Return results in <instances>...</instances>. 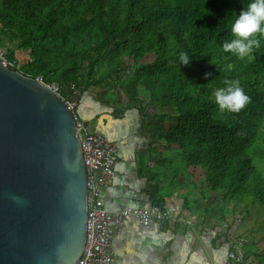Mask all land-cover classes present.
I'll return each instance as SVG.
<instances>
[{"label": "trees", "instance_id": "obj_1", "mask_svg": "<svg viewBox=\"0 0 264 264\" xmlns=\"http://www.w3.org/2000/svg\"><path fill=\"white\" fill-rule=\"evenodd\" d=\"M247 3L0 0V47L14 43L6 52L9 60L17 49L31 50V65L19 69L57 83L64 100L77 102L92 89L104 102L135 109L142 129L152 126L150 119L173 117L164 145H176L186 166L199 171L201 194L206 189L224 205L240 207L241 218L252 208L264 217V88L258 85L264 76V34H257L260 45L251 60L223 49ZM180 51L189 53L187 65L179 64ZM149 54L153 57L143 60ZM234 79L250 100L239 111L221 109L212 93ZM142 91L149 94L147 102ZM117 93L125 97L121 104ZM148 105L173 113H151ZM148 180L150 200L164 206L159 181L151 174Z\"/></svg>", "mask_w": 264, "mask_h": 264}, {"label": "water", "instance_id": "obj_2", "mask_svg": "<svg viewBox=\"0 0 264 264\" xmlns=\"http://www.w3.org/2000/svg\"><path fill=\"white\" fill-rule=\"evenodd\" d=\"M86 217L73 112L36 77L0 61V264H75Z\"/></svg>", "mask_w": 264, "mask_h": 264}, {"label": "crops", "instance_id": "obj_3", "mask_svg": "<svg viewBox=\"0 0 264 264\" xmlns=\"http://www.w3.org/2000/svg\"><path fill=\"white\" fill-rule=\"evenodd\" d=\"M112 114L116 116L117 112ZM96 115L98 113L94 111V118L83 122L112 141L110 133H105L97 126ZM107 116L111 117V112L105 114ZM149 128L142 129L140 124V132L136 131L137 134L128 140L136 141L130 157L121 154L124 158H118L116 148L115 178L102 189V198L110 211L123 207H155L148 193L151 190L148 176L151 174L159 181L158 193L164 200V207L170 203L176 205L179 208V219L175 222H162L153 218L148 225H142L136 217L126 219L112 238L114 264H224L230 240L238 235L235 229L228 230L230 226L226 206L221 202L217 205L215 195L203 196L195 180L189 182L186 179V172H171L175 162L165 158L166 152L161 149L162 146L166 148L164 142L162 144L154 139ZM173 150L176 153L173 159L180 158L184 170L188 171L190 168L186 166V156L178 152L177 146ZM238 217L241 219L239 214L234 215L237 221ZM238 224L236 222L234 227L238 228ZM261 250L247 254L246 263L259 264L264 254Z\"/></svg>", "mask_w": 264, "mask_h": 264}, {"label": "built area", "instance_id": "obj_4", "mask_svg": "<svg viewBox=\"0 0 264 264\" xmlns=\"http://www.w3.org/2000/svg\"><path fill=\"white\" fill-rule=\"evenodd\" d=\"M27 51V59L31 62L33 52ZM0 61L4 66L20 72L19 68L25 66L18 56L14 60H9L6 57L5 49L2 47H0ZM36 79L60 96L57 83H44L40 76H37ZM64 101L69 110L74 113L76 102ZM75 118L86 168L87 185L85 242L75 264H114L111 250L112 238L120 230L126 219L136 217L142 225H148L153 218L162 222H175L179 219V208L170 203L165 207L154 205L155 207H123L115 211L108 210L102 198V189L109 186L115 178L116 147L102 133L93 130L88 132L85 124L78 120L76 115ZM229 245L224 264H247L246 259L248 257L245 256L246 239L232 237Z\"/></svg>", "mask_w": 264, "mask_h": 264}, {"label": "rangeland", "instance_id": "obj_5", "mask_svg": "<svg viewBox=\"0 0 264 264\" xmlns=\"http://www.w3.org/2000/svg\"><path fill=\"white\" fill-rule=\"evenodd\" d=\"M13 46L14 43L6 42L2 48H4L5 52H7V50L12 48ZM27 54V50L17 49L15 51L14 57L18 56L20 61L24 65H31L29 64L30 61L27 59ZM151 57H153L152 54L146 55L143 57V60ZM258 85L264 88V76L261 77ZM116 96L119 99L118 103L121 104L125 101V97L121 93H117ZM142 96L144 98V101L147 102V100L149 99V94H147L145 91H142ZM98 97L99 95L94 90H84L78 99V104L75 107V112H77V115L81 118L80 120L85 122L91 121L94 118V111L97 112L98 115H96L95 117V121L98 122L97 126L101 127L105 133H110L112 141L114 142L115 147L118 149V158H124L123 156H121V154L130 157V153L133 152L134 142L136 141L132 140L128 142V140L131 139V137L133 138V135L137 134L136 131L140 132V118L138 116V113L135 109L122 110L121 106H114L109 101H105V103ZM148 110L151 113H173L172 109L170 108H154L152 105H148ZM108 112H111V117H105V114H107ZM113 112H117V115L113 116ZM120 112H123V114L120 115ZM102 116L104 118H101ZM150 120L152 121V127L149 128V132H152L151 135L154 139H156L157 141H161V143L163 144L164 138L168 135V128L171 124L175 122V119L173 117H168L166 121H159L156 119ZM174 147L176 146H172V149H166L163 148V146L161 148L164 152H166L165 158L170 161L174 160L175 162L173 168L171 169V172H186V179H189V182H194L195 180L197 187L203 188V184L198 178V170L189 169L188 171H186L184 170L185 168L183 165V161L180 158L178 159V157H176L175 159H173L174 155H176V153H174L175 151L173 150ZM182 156L185 155L182 154ZM204 191L206 197H211L212 195H214H210L209 191H207L206 189H204ZM215 197L217 205L220 204V202L223 204L219 195H215ZM224 206H226L225 211L229 215L227 221L230 228L228 230L232 231L231 228L235 229L238 235L242 236L244 239L247 240L245 245L246 254L259 252V250L261 249V251H264V217H257L255 215L254 209L252 208L250 210V213L248 214H246L245 211H242V218L240 219L238 217L239 220L237 221V219H234V215L240 214V207H234L232 203H229L228 205ZM207 215L210 216L209 214ZM224 216L225 215H223V217ZM236 222L240 224V226L238 224V228L234 227V224H236Z\"/></svg>", "mask_w": 264, "mask_h": 264}, {"label": "clouds", "instance_id": "obj_6", "mask_svg": "<svg viewBox=\"0 0 264 264\" xmlns=\"http://www.w3.org/2000/svg\"><path fill=\"white\" fill-rule=\"evenodd\" d=\"M231 31L233 37L224 42L223 49L238 57H247L249 60L253 59L252 53L260 45L257 34H264V0H248L246 7L242 8L233 20ZM178 60L179 64L187 65L190 61L189 53L187 51H180L178 53ZM205 75L207 76L208 73H205ZM212 96L221 109L230 111H239L250 100V97L241 85V81L238 79L225 80L224 86L216 88ZM74 113L75 117V109ZM81 122L84 123L83 121Z\"/></svg>", "mask_w": 264, "mask_h": 264}]
</instances>
